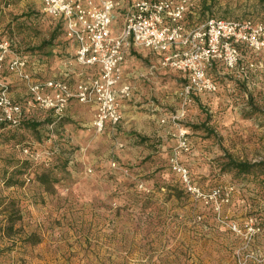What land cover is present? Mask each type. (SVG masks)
Instances as JSON below:
<instances>
[{"label":"rangeland","instance_id":"rangeland-1","mask_svg":"<svg viewBox=\"0 0 264 264\" xmlns=\"http://www.w3.org/2000/svg\"><path fill=\"white\" fill-rule=\"evenodd\" d=\"M131 1L121 0L123 6L113 9V29H120ZM210 16L264 25V3L194 0L182 22L193 29ZM60 24L43 12L41 0H0V38L9 39L11 50L63 58L76 72L71 75H77L82 69L74 53L62 51L71 49L72 42ZM217 67L208 69L217 90L192 93L190 100L181 94L185 82L177 83L172 72L159 76L158 84L167 92L163 107L170 112L161 120L167 125L164 139L127 135L135 138L126 145L136 157L124 164L112 162L114 133L90 126L88 139L78 138L90 112L75 98L66 107L64 126L48 127V140L29 144L37 153H26L0 135V159L33 163L18 177L20 185L0 183L2 208L10 201L17 204L14 214L0 209V264H62L59 251H69L70 264L76 261L73 252L82 250L117 252L118 264H264V173L236 175L221 167L228 156L264 161V51L248 48L240 51L234 69ZM57 79L71 89L80 80ZM26 90L20 80L6 96L21 109L30 108ZM32 109L29 117L37 121L49 113ZM182 110L184 115L171 118ZM180 131L188 149L179 146ZM58 136L73 146L71 171L55 188H46L34 179V171L45 163L49 140ZM172 159L188 169L190 182L202 194L185 187ZM216 190L220 192L211 195ZM9 218L14 222L7 232Z\"/></svg>","mask_w":264,"mask_h":264},{"label":"built area","instance_id":"built-area-1","mask_svg":"<svg viewBox=\"0 0 264 264\" xmlns=\"http://www.w3.org/2000/svg\"><path fill=\"white\" fill-rule=\"evenodd\" d=\"M44 13L60 18L65 35L75 45L74 58L80 65H97V76L79 81L72 89L63 80H31L25 71L27 60L14 54L10 41L0 39V69L7 54L8 70L26 83L30 107L49 111L63 117L69 100L94 104L92 125L102 131L107 124L115 127L121 120L118 97H125L129 86L115 89L120 80L121 64L131 44L141 45L159 54V65L184 75L181 90L184 99L192 93H213L217 84L208 73L216 63L232 70L240 60L238 45L253 51L264 50V25L216 16L207 17L199 26L185 29L183 18L193 7L194 0H132L125 9L119 31L111 30L115 0H41ZM7 85L0 81V121L16 123L22 118L21 106L6 96ZM186 101V100H185ZM184 110L171 115L173 120ZM179 146L188 149L184 131H180ZM24 152L30 153L28 149ZM172 169L185 187L202 194L192 185L188 169L172 159ZM219 190L211 195L216 196Z\"/></svg>","mask_w":264,"mask_h":264},{"label":"crops","instance_id":"crops-1","mask_svg":"<svg viewBox=\"0 0 264 264\" xmlns=\"http://www.w3.org/2000/svg\"><path fill=\"white\" fill-rule=\"evenodd\" d=\"M115 1H117V5L115 8H121L123 6L121 0ZM118 31L119 29H112L113 35ZM10 45H12L11 42ZM61 48L62 47H60V49ZM75 49L76 45H72L71 49H69V47H64L63 50H61L65 54L67 52H71L73 54L75 53ZM11 51L14 54H17L18 56H21L27 60L25 70L30 75L31 80L35 82H43L48 79H57L61 75L65 76L68 81L74 76L76 81H78V79H80L79 81H82L85 79L93 78L98 74L97 65L85 66L78 64V66L82 70H80L77 75H71L76 74V72L74 71V69L68 67L67 61L63 58H59L50 54V57L48 59L42 54H33L32 56H29L22 53L18 54L14 50ZM11 56L12 53L7 54L2 62V66L0 69V81L2 83H6L8 85V88L9 86L11 88L12 83H17L21 80L17 75L15 76L14 73L8 70V61ZM218 64L220 65V67L222 66V64ZM211 67L216 70L219 69V67H217V63ZM161 68L163 67L159 65V54H156L149 49L137 44H131L128 47L121 64L120 80L115 86V89H119L124 85L129 86L128 94L125 97H118L117 99L118 111L121 114V120L115 127L107 124L102 130L104 132L110 131L117 135V139L114 141L116 148L114 157L115 160H113L112 162H115L118 165L126 163L130 158L132 159L136 157V155L132 157V149L126 145V143L129 141L133 143L135 141V138H129L128 140L127 135L128 137L136 135L149 137L153 134H156L159 135L161 139H164L167 125L162 121L170 116V112H166L165 108L163 107V104H165L163 98L166 97L165 93L167 92L166 90L165 92L162 91L164 85L158 84L159 76H166L167 74H170V72H172L175 76V81L177 83H180V85L182 84V82H186V79L180 72H177L170 68H164L166 70L165 71ZM209 72L210 71H208V73ZM78 75L80 76L77 77ZM210 76L217 84L215 78L211 74ZM75 85H73L72 88ZM218 86L219 85H217V88ZM25 94H28L27 90ZM203 94L205 93L200 92L195 93L194 95L200 96ZM27 97H29V94ZM83 106L87 107L90 112V115L85 117V122L84 124H82V126H87V129H83L82 135L78 136L79 139L83 138L84 140V138L88 139V129L90 128V126H93L92 120L95 113V105L85 104ZM27 107L30 106L27 105ZM22 110L23 115L26 118L30 116V110L33 111L32 107H24V109ZM75 142H78V140H75ZM82 142L84 143V141ZM183 238H185L186 240L188 236H183ZM199 251L203 252L201 250ZM56 254L61 258L62 264H69V251H59ZM73 255H75L73 256V259L76 260L79 264H118L116 259L121 257L117 252H107L104 250H99L96 252L90 250L75 251L73 252ZM199 255L200 254L196 253V256ZM105 259L109 260L105 261ZM76 261H73L70 264H76Z\"/></svg>","mask_w":264,"mask_h":264},{"label":"trees","instance_id":"trees-1","mask_svg":"<svg viewBox=\"0 0 264 264\" xmlns=\"http://www.w3.org/2000/svg\"><path fill=\"white\" fill-rule=\"evenodd\" d=\"M264 3V0H260ZM60 21V26L64 31V24L62 19L57 18ZM113 20V17H112ZM113 23V22H112ZM111 23V30L113 29V24ZM65 33V32H64ZM56 33H52V37H55ZM68 38V37H67ZM72 42V45L75 43ZM241 52L246 51L248 48L245 45H238ZM264 51V50H263ZM64 117L53 116L51 112L47 113L46 118L41 121L35 120V118H26L22 115V118L16 122L11 123L9 121H0V135L3 136L5 141L10 142L12 145L21 146L24 149H28L31 153L35 151V147L29 146L31 142H42L48 140V127H53L55 129H61L64 126ZM197 128V127H196ZM29 142V143H28ZM47 151V158L45 163H43L40 170L34 171V179L39 185L46 188L54 187L59 184L60 180L64 179L69 171H71V153L73 146L69 144L67 140H63L60 136L53 137L49 140ZM31 159L13 161L11 158L0 159V183L4 186H14L20 185L22 181L18 179L19 176L26 173V171L32 167ZM222 170L226 169L236 175L242 174H260L264 173V161L257 162H247L239 161L233 159L232 157H226V162L222 164ZM3 201V200H2ZM0 199V209L6 210L11 209L14 214L17 212V204L14 201H10L9 205L2 208L3 202ZM5 230L7 232L13 229V220L7 219Z\"/></svg>","mask_w":264,"mask_h":264}]
</instances>
